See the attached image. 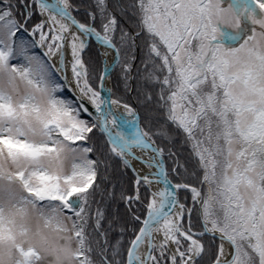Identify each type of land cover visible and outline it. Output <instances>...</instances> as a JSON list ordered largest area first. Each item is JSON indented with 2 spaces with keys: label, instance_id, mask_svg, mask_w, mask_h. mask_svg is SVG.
<instances>
[{
  "label": "snow or ice",
  "instance_id": "1",
  "mask_svg": "<svg viewBox=\"0 0 264 264\" xmlns=\"http://www.w3.org/2000/svg\"><path fill=\"white\" fill-rule=\"evenodd\" d=\"M0 264H264V0H0Z\"/></svg>",
  "mask_w": 264,
  "mask_h": 264
},
{
  "label": "trees",
  "instance_id": "2",
  "mask_svg": "<svg viewBox=\"0 0 264 264\" xmlns=\"http://www.w3.org/2000/svg\"><path fill=\"white\" fill-rule=\"evenodd\" d=\"M37 15H38V13H37ZM137 63H139V61H137ZM113 84H114V82L113 83H111V87L113 86ZM117 95H124L123 94V91L122 90H120V91H118L117 92ZM126 99H128L129 100V102H131V103H133V104H135V101L132 99V97H126ZM142 115V123H143V114H141ZM131 177V173L129 172L123 179H124V182L127 184V183H129V178ZM183 197V193H181V198ZM189 204H190V202H189ZM115 206H111L110 208H109V212L111 213L112 211H113V208H114ZM119 210H120V214L121 215H123L124 214V205H122V204H120L119 206Z\"/></svg>",
  "mask_w": 264,
  "mask_h": 264
},
{
  "label": "rangeland",
  "instance_id": "3",
  "mask_svg": "<svg viewBox=\"0 0 264 264\" xmlns=\"http://www.w3.org/2000/svg\"><path fill=\"white\" fill-rule=\"evenodd\" d=\"M38 15H39V13H38ZM181 199L183 200V197ZM189 202L191 203L190 199H189Z\"/></svg>",
  "mask_w": 264,
  "mask_h": 264
},
{
  "label": "water",
  "instance_id": "4",
  "mask_svg": "<svg viewBox=\"0 0 264 264\" xmlns=\"http://www.w3.org/2000/svg\"><path fill=\"white\" fill-rule=\"evenodd\" d=\"M108 85H109V87H111V84L110 83Z\"/></svg>",
  "mask_w": 264,
  "mask_h": 264
},
{
  "label": "bare ground",
  "instance_id": "5",
  "mask_svg": "<svg viewBox=\"0 0 264 264\" xmlns=\"http://www.w3.org/2000/svg\"><path fill=\"white\" fill-rule=\"evenodd\" d=\"M109 59H111V57H109ZM107 83V82H106ZM109 86V85H108Z\"/></svg>",
  "mask_w": 264,
  "mask_h": 264
}]
</instances>
